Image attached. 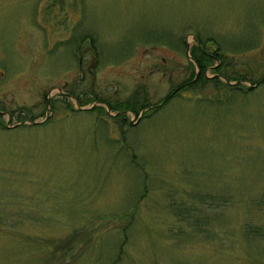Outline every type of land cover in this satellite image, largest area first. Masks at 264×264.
Listing matches in <instances>:
<instances>
[{"label": "rangeland", "instance_id": "374dc122", "mask_svg": "<svg viewBox=\"0 0 264 264\" xmlns=\"http://www.w3.org/2000/svg\"><path fill=\"white\" fill-rule=\"evenodd\" d=\"M246 223L264 0H0V264H264Z\"/></svg>", "mask_w": 264, "mask_h": 264}, {"label": "trees", "instance_id": "16d2710c", "mask_svg": "<svg viewBox=\"0 0 264 264\" xmlns=\"http://www.w3.org/2000/svg\"><path fill=\"white\" fill-rule=\"evenodd\" d=\"M197 47L196 48H194V50H193V54H192V56H193V58H194V62H197L198 63V65L200 66V68H201V70L199 71V73L197 72V74L195 75V77H193V78H190V79H188V82H186V83H188V85H190V84H192V83H196V82H198V81H201L202 80V78L205 76L204 75V72H205V70L207 69V67L208 66H210V64L213 62V60L215 59L216 61L217 60H219L220 62L218 63V64H216L215 65V68L216 69H220L223 65H226L227 63H228V61H225L224 62V59H223V57L221 58L220 57V55H218V52H219V50H217L215 53H210V52H207L206 54H208V56L207 55H201V54H198V50H199V47L200 46H198V45H196ZM200 50H201V48H200ZM203 51V50H202ZM219 57V58H218ZM224 63V64H223ZM226 74V76L229 78L230 77V75L229 74H227V73H225ZM215 77V80H216V82H219L220 80L219 79H221L220 78V75H219V73H216L215 75H214ZM172 94L170 93L169 95H168V98L171 96ZM109 104V106L111 107V108H117L113 103H111V102H109L108 103ZM150 104V102H147V101H144L143 102V104H142V106L143 107H147L148 105ZM125 106H127V107H129V105H125ZM246 227V231L248 232V230H249V232H251V234H255V232H259L258 230L259 229H261L260 227H254V225H249V224H247L246 223V225H245ZM263 232L264 231H262V229H261V231L258 233V235L260 234H263Z\"/></svg>", "mask_w": 264, "mask_h": 264}, {"label": "water", "instance_id": "95a60500", "mask_svg": "<svg viewBox=\"0 0 264 264\" xmlns=\"http://www.w3.org/2000/svg\"><path fill=\"white\" fill-rule=\"evenodd\" d=\"M251 86H253V84Z\"/></svg>", "mask_w": 264, "mask_h": 264}]
</instances>
